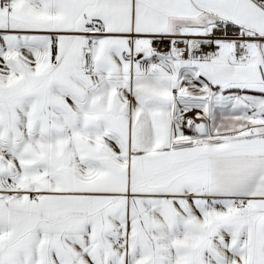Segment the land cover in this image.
Segmentation results:
<instances>
[{"label": "snow or ice", "instance_id": "snow-or-ice-1", "mask_svg": "<svg viewBox=\"0 0 264 264\" xmlns=\"http://www.w3.org/2000/svg\"><path fill=\"white\" fill-rule=\"evenodd\" d=\"M0 264H264V0H0Z\"/></svg>", "mask_w": 264, "mask_h": 264}]
</instances>
